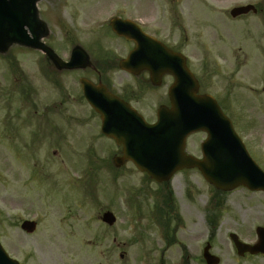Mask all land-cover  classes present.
<instances>
[{
    "label": "rangeland",
    "instance_id": "1",
    "mask_svg": "<svg viewBox=\"0 0 264 264\" xmlns=\"http://www.w3.org/2000/svg\"><path fill=\"white\" fill-rule=\"evenodd\" d=\"M246 4L256 12L230 17L232 7ZM35 11L41 41L63 60L77 46L89 59H109L115 50L120 55L131 49L130 43L103 33L99 26L115 16L141 23L159 40L183 51L200 92L219 100L250 156L264 170V0H39ZM206 60L208 64L219 60V70L206 71ZM14 66L28 79L37 77L41 110L33 95L22 94L23 78L11 74ZM110 70L115 83L124 80L135 86L116 67ZM84 72L58 69L40 51L19 43H5L0 49V233L19 230L10 217L37 221L33 236L4 243L22 264H92L96 259L117 258L123 250L133 258H157L160 253L154 227L147 230L151 237L142 244L132 242L138 231L129 223L133 215L155 211L165 187L146 179L130 162L113 166L112 157L120 155V149L100 134L98 116L78 96L77 78ZM53 73L63 78L62 90L51 81ZM142 94L133 105L153 120L156 99ZM60 96L67 99L65 117L75 114L78 119L65 126L64 134L50 110L43 111L44 105L53 108ZM17 110L20 115H12ZM12 119L20 126L11 127ZM9 120L11 125H6ZM204 137L203 133L191 136L187 152L200 156ZM167 189L170 207L182 226L165 256L199 258L208 240L220 264H264L262 256L237 257L228 239L229 233H235L242 241L256 240L255 227L264 226V193L238 188L222 195L219 207V192L189 170L177 173ZM11 199L18 204L16 210L9 204ZM105 210L116 217L111 228L100 220ZM209 216L216 217L212 235Z\"/></svg>",
    "mask_w": 264,
    "mask_h": 264
},
{
    "label": "water",
    "instance_id": "2",
    "mask_svg": "<svg viewBox=\"0 0 264 264\" xmlns=\"http://www.w3.org/2000/svg\"><path fill=\"white\" fill-rule=\"evenodd\" d=\"M36 1L0 0V49L5 43L17 42L41 49L54 57L59 66H82L85 54L81 50L74 49L70 61L62 63L39 41ZM249 10L254 11V7H235L230 14L235 17ZM110 24L117 34L135 41L134 52L128 58L130 62H120L121 68L131 69L137 64L150 72L153 84H158V77L164 73L174 78L169 88L170 108L159 107L154 124H147L128 104L111 95L103 86L81 80L87 102L100 115L101 133L113 138L123 148L122 156L114 159L115 166L129 160L157 182L168 181L181 169L197 168L217 190L231 191L243 186L251 191H264V173L250 158L230 120L214 99L197 94V81L185 66L184 58L158 42H150L137 28L130 27L133 24L128 21L114 19ZM145 50L152 52L146 55ZM196 131L207 134L201 144L200 160L186 154L184 149L186 137ZM113 219L110 212L102 215V220L108 224H112ZM21 227L31 232L35 223L24 221ZM256 234L257 241L253 245L239 241L235 234L230 235L238 255L245 252L264 255V227H257ZM208 250L209 245L203 250L207 264H217L218 258ZM0 264L18 263L9 259L0 248Z\"/></svg>",
    "mask_w": 264,
    "mask_h": 264
},
{
    "label": "flooded vegetation",
    "instance_id": "3",
    "mask_svg": "<svg viewBox=\"0 0 264 264\" xmlns=\"http://www.w3.org/2000/svg\"><path fill=\"white\" fill-rule=\"evenodd\" d=\"M104 26V25H103ZM141 29L148 33V31L144 28L141 27ZM105 34H110V35H114L116 36L112 30L110 29V27H105L104 28ZM149 34V33H148ZM151 35V34H149ZM152 36L155 37L154 34H152ZM122 42H126V43H130L128 41H126L124 38L122 37H118ZM130 50H126L125 52L122 50L120 51V55H119V50H115L113 51L112 55L110 58L113 59L115 57H117V55H119L120 58H125L128 54H129ZM208 52V51H206ZM205 52V55H209ZM219 57V56H218ZM121 59L116 58L114 61L112 59H107L105 60L103 63L101 61H94L91 60L92 62V67L90 66V69L87 68L86 71L84 72L85 76L89 75L90 80H94L96 81V83H101L105 86V88L115 94L116 96H118L119 98H121L122 100H124L125 102L129 103L132 107H134L136 110H138L133 103L136 102L137 98L140 96V94L143 92L144 93H150L151 96H154V98L156 99L155 101V105L157 107H159L160 105H164V106H169V99H168V88L169 85L171 84L172 81V77L170 75H162L159 79V84L156 86L151 82V78H150V74L148 71L146 70H141L138 69L137 72H127L124 70H120L118 69V63ZM205 63H207L206 65L204 64V67L206 68V71H208V67L211 68V70H219V60L218 62H215L214 64L211 62V64H208L209 62L206 60ZM97 66L99 67H104L101 68L102 70H97ZM116 67L118 69V72L121 73L122 75H124V78L126 77V79L131 78L134 80V82H128L130 84L134 83V87H132L131 85L127 84V82L123 81H119L116 82L114 81V79H112L110 73H111V68L112 67ZM216 68V69H215ZM13 71L11 72V74L15 75L17 74L19 77H17V80H21L23 78V87H22V94H25L26 97H30L33 95V100L35 101V104L38 108H40L41 110V106L44 104L42 99L38 98V89L35 87V84L37 83V77L32 78L31 80V84L29 82H27L26 80L28 79L25 75V73H23L22 71H20L17 67H12ZM60 74L62 75V73L60 72ZM60 74L55 73V75L51 76V81H53V83L56 82L57 86H61V90L63 88V78L60 76ZM13 75H11L12 78L16 79ZM55 77V79L53 78ZM80 78V77H78ZM28 79V80H29ZM206 79V78H205ZM55 80V81H54ZM125 83V84H124ZM32 85L34 86V90L32 88ZM138 94V95H137ZM142 94V95H143ZM142 97V96H141ZM27 101H29L28 99H26ZM42 100V101H41ZM139 100V99H138ZM137 100V101H138ZM217 102L219 103V100L216 98ZM66 101L67 99H63V97L60 96V98L55 100L54 106L53 108H47L43 107V111H47L50 110L53 118H56V126L58 131L62 134H64V129L65 126H69L70 123L74 124L73 122H76L78 119L76 118V116H74L75 114H72L71 116H69L70 118H66L65 115L63 114L64 112V106L66 105ZM37 109V108H36ZM38 110V109H37ZM139 111V110H138ZM46 112V113H47ZM21 111L17 110L15 111V113H13L12 115H20ZM56 115V116H55ZM154 116L153 121L156 118V111L153 112L152 114ZM152 121V120H151ZM11 125V121L9 120V122L6 123ZM68 123V124H67ZM1 127L3 128L4 123H1ZM12 124L13 128H17L18 126H20L19 122H15L12 119ZM118 149H121V147H118ZM186 171V170H183ZM189 171H196L195 169L193 170H189ZM182 172V171H181ZM167 187V186H165ZM10 206L12 207V209H17L18 208V204L16 201H14L13 199L10 200L9 202ZM167 207L166 209L163 210H155L152 211L149 215L147 216H142V215H135L134 216V220L132 221V228H135L138 233L137 236H133V238L131 239L132 242H136V243H142L144 244L145 240H147L148 238L151 237L150 233L147 232L148 229H150L151 227H154L155 229L153 230V232L157 235V239L159 240V246H158V250H159V256L153 257V258H133V257H128V253L127 251L123 250L119 257L117 258H103V259H96L93 260L92 264H206L205 260L203 259V257H199V258H195V257H190L187 255L185 256H181L179 258H175V257H171L169 256V253L166 255V252L170 251V249L173 247V245L176 243V237L175 234L177 233V231H179L181 229V219L180 216L176 213L175 210L171 209L170 203L166 204ZM148 218V222H144L143 219ZM137 218V219H135ZM142 218V219H141ZM25 220L24 219H16L13 217L9 218V222L10 223H18L21 224V222ZM140 225V226H139ZM15 228L14 225L10 224V228ZM112 227V226H111ZM110 228V227H107ZM34 235L33 233H27L23 230H18V231H14V230H10L7 231L6 234L3 236L0 233V243L2 244V246L5 244L10 243V241L13 242V240L18 237L19 239H26L29 238L31 236ZM208 242V240L205 241V244ZM5 243V244H4ZM11 244V243H10ZM183 248V247H182Z\"/></svg>",
    "mask_w": 264,
    "mask_h": 264
}]
</instances>
